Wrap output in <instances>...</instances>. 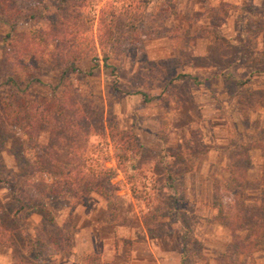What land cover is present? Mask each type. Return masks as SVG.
I'll return each mask as SVG.
<instances>
[{
	"label": "rangeland",
	"instance_id": "rangeland-1",
	"mask_svg": "<svg viewBox=\"0 0 264 264\" xmlns=\"http://www.w3.org/2000/svg\"><path fill=\"white\" fill-rule=\"evenodd\" d=\"M83 1L75 12L92 33L99 11L128 2ZM39 28L48 34L38 19L17 32ZM6 31L0 24V264H84L87 255L178 264L183 244L185 264H216L229 237L213 222V188L240 146L249 161L239 203L256 206L263 194L264 0H151L138 39L107 61L112 73L63 62L48 39L23 57L17 91L4 83L17 60L3 53ZM107 122L142 147L110 181L112 223L105 200L87 191L91 171L116 170Z\"/></svg>",
	"mask_w": 264,
	"mask_h": 264
},
{
	"label": "trees",
	"instance_id": "trees-1",
	"mask_svg": "<svg viewBox=\"0 0 264 264\" xmlns=\"http://www.w3.org/2000/svg\"><path fill=\"white\" fill-rule=\"evenodd\" d=\"M45 1L47 0H35V6L20 10L16 7L15 0H0V24L7 29L2 38L3 53L6 58L9 54L17 59L11 66V74L4 77L8 89L17 91L19 87L25 85L23 79L18 76V68L24 64L23 57L28 56L27 54H36L37 51L42 50L41 48L48 47V39L52 40L57 55L63 56V62L72 64L89 61L92 67L89 68L88 73L97 68L101 62V65L112 73L114 67L107 61L114 58L123 42L138 39L136 26L142 21L144 11L151 0H128L126 3L122 1L121 8L117 11L115 3L108 10L99 11L95 33L88 29L92 28V21L87 20L82 12H75V4L83 0H49L53 12L47 11L43 5ZM33 19L44 23L48 31L47 35L42 28L36 31L17 32L20 25ZM82 21L88 23L86 28L76 25ZM17 35L25 36L22 39L27 43L24 44L22 39H17L15 37ZM106 128L108 137L118 150L114 160L116 170L101 167L91 171L92 178L88 182L87 191L105 200L106 220L112 223L108 207L115 205L113 200L116 197L111 194L115 185L110 181L117 170L139 154L142 147L132 133L118 131L110 122H107ZM239 148L241 149L242 146ZM240 149L229 158V166L226 169L227 181L222 187L213 188V222L226 230L229 237L223 252L215 260L216 264H253V254L264 247V186L261 189L263 194L256 206H242L237 198L238 189L246 181V170L241 165L242 162L249 161L246 152ZM261 183L264 184V181L261 180ZM183 245L178 264H185L186 253ZM239 257L243 262L238 263L234 260ZM88 258L89 255L79 260L84 264H92L93 262L91 263Z\"/></svg>",
	"mask_w": 264,
	"mask_h": 264
},
{
	"label": "crops",
	"instance_id": "crops-1",
	"mask_svg": "<svg viewBox=\"0 0 264 264\" xmlns=\"http://www.w3.org/2000/svg\"><path fill=\"white\" fill-rule=\"evenodd\" d=\"M254 263L253 264H264V253H261L259 256L253 257Z\"/></svg>",
	"mask_w": 264,
	"mask_h": 264
}]
</instances>
